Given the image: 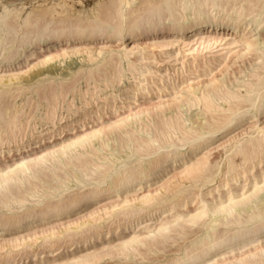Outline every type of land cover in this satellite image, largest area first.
Returning a JSON list of instances; mask_svg holds the SVG:
<instances>
[{
  "label": "bare ground",
  "instance_id": "obj_1",
  "mask_svg": "<svg viewBox=\"0 0 264 264\" xmlns=\"http://www.w3.org/2000/svg\"><path fill=\"white\" fill-rule=\"evenodd\" d=\"M136 1L138 0H113L112 14L110 15L116 24L112 28H109L105 17V20L96 18L93 22L87 20L84 23L75 21L74 24L73 22L68 24L61 21L55 26H53L54 24L51 25V22L39 26L42 16L37 17L32 22L31 14L23 19L16 14L15 9H9L7 6L5 8L8 10L5 11L4 6L1 7L4 9L2 13L0 12V68L15 63L21 57L33 56L34 53L27 52L28 48L40 43L53 47L63 42L68 44L74 41L76 43L82 39L90 40L96 37L109 39L119 36L124 39L125 36H128L130 40H133L144 35L146 38H155L159 34L170 33L177 34L178 38L191 35L193 41L187 45L192 46L190 50L200 46L203 49L197 52L202 54L205 51V55L211 57L201 62L206 70L204 72L210 74V76H208L209 74L205 76L208 79L195 83L193 81L184 86L179 91L180 96L173 98L172 107L176 110L172 112L173 115L169 118L162 115L163 118L157 116L153 119H144V115L141 117L140 112H138V115L134 113L135 115L130 114L126 118L117 120L120 115H115L113 125L88 133L83 130V132H79L83 133L81 136L71 133L72 130H66L68 123L53 124L57 112L63 109L59 105L61 104L59 100L62 99L63 101L67 96V91L73 89L78 75L84 74V83L87 87L90 86V83L96 84V76H98L99 79L103 77L102 80L114 78L117 83H120L119 89L116 86L117 93L123 95L130 93L148 94L150 92L147 91L150 84L148 77L151 79L156 74L149 76L151 69L145 62L149 61V64H153L154 61H145L142 58V51L146 48L152 52L164 50L169 46H176L180 40L171 43L153 41L150 44L149 42L148 44H140L139 41V44L133 43L129 49L124 47L122 50L109 51L106 57H102L98 61L89 56L87 62L91 64L96 62L92 64L94 68L90 67L91 65H89L90 68L87 66L86 69L81 66L72 71L68 67L66 70L63 68L64 73L62 68H59L61 65L43 68L51 62H56V59L63 58L64 60L80 53V49L76 51V48L74 50L72 48L71 50L65 44L63 47L47 53V57L36 63L30 69L36 70L32 75H27V72L20 73V71H1L0 100L3 101L0 103V207H3L4 211L6 208L7 212H12V214L7 213V216L2 215V217L0 214V232H4L5 228L21 229V227L34 223L48 225L51 220L66 216L82 205L94 202L98 204L100 199L112 196L115 197V201L108 204L104 203V206L93 209L81 220L79 219L80 221L87 219L90 221L76 225L75 228L69 227L77 224L78 220L64 223L59 221L60 224L57 223L49 228L40 229L38 233L33 232L31 235L10 240L8 243L10 245L18 243L19 245L15 247L19 248L21 245L24 250L27 247V243H24L26 240L38 238L39 235L43 236V234H49L45 240V247L47 248H52V243L55 241L56 244L63 243L64 238H77L88 243L87 241L90 239L92 242L96 238H102V230L108 229L111 222L118 224V228L123 234L135 223L137 228L144 226V223L140 222H143L141 220L148 214L150 218L152 217L151 223L153 222L151 225L153 229L149 231L151 234L137 236L134 232L127 241L116 248L115 253L108 251L105 256H119L123 259L142 257L143 253H153V250L160 247L163 249L166 245L175 243L177 240L188 239L186 238L188 235L200 234L196 240L190 243V248L184 249L185 251L178 254L177 258H173L169 264H179L183 260L191 262L192 260H206L208 258H211L214 264H252L253 256L259 259L261 249H264V241L253 239V234L258 232V228L253 229V234L249 233L252 217L259 216V211H253L249 205L254 204L257 210L260 208L258 203L261 195L259 186L264 185V171H262L264 157L260 154L261 137L256 126L258 120L253 125L255 131L252 136L238 146L230 150L227 149L226 153H231L234 158L230 160L227 158L225 172L220 164L214 167L210 166L208 158L215 151L209 147L212 142L219 139L218 134H222L223 131L229 130L232 125H237V123L240 125L242 122L240 118L233 119L236 112L244 106L251 107V103H238L237 98L244 97L245 101L250 100L252 103H256L260 98L262 78H264V63L260 62L261 57L257 45L264 41V28L260 27L257 17L260 14L261 0H143L140 3L144 7H141L143 9H140L142 12L139 14L136 11L137 15L132 10ZM185 4H194L197 7L194 10H186L183 7ZM199 5H207V7H199ZM106 8L107 11L108 5ZM44 12L46 11H42L43 15ZM108 17L110 18V16H106L107 19ZM162 20L163 23H161ZM8 40H10L9 43H7ZM6 43L11 44L6 47ZM108 48L106 47V49ZM92 52L94 50L87 53L91 55ZM94 53L101 57L104 51L101 47L100 49L97 48ZM189 55L195 54L193 52ZM232 55L238 60L250 58L251 60H249L253 62V64L251 62L250 72H245L247 74L243 76L244 80L233 82V85L236 84L235 86L232 85V81L229 83L226 80L224 73L221 78H219L220 75L213 74L216 68L223 69L225 67L226 69L228 59ZM223 64L225 65L221 68ZM214 66L215 68L211 69ZM59 71L62 74H58ZM126 73H130V77ZM226 73L228 72L226 71ZM64 74L66 75L63 76ZM26 75L27 77H25ZM68 77L70 78L68 79ZM162 80L159 82L163 83ZM74 82L75 84H73ZM159 82L157 81L158 84H161ZM70 83L72 87L68 86ZM108 83V85H104L105 87L103 86V90L99 89L100 92H104L101 93L102 95L99 93L100 96L98 95L96 99L91 96L90 100H84L83 104L88 110L83 111L81 109L84 113L76 119L77 121H72L74 123L73 129L79 125L86 126L85 123L89 122L88 120L95 121L97 119L98 122L99 119L105 117L102 115L105 108L113 109L118 94L108 91L109 85H111L110 82ZM96 88L95 86L94 90L98 89ZM22 89L32 90V92L44 96L46 113L44 115L42 113V116L47 121V125L53 124L52 128H43L44 130L39 131L36 125L30 123L32 117H30V122L28 121L29 113L27 114L26 111L27 117H25L23 107L14 104L16 103L14 96L17 94L15 92ZM74 91L75 89H73ZM161 91L165 92L167 89L163 86ZM197 92L200 93L199 96L196 95ZM14 93L15 95H13ZM7 96L11 98L10 101L14 98V102L11 101L13 104H8ZM4 98L8 103L4 102ZM190 98L195 103L190 102ZM90 105H94V107L91 108ZM74 106L67 104L65 109L69 112L74 109L72 108ZM195 106L203 109L201 113L204 119L202 117L201 122L189 114L191 107ZM147 111L144 113L147 114ZM100 113V117L96 116ZM112 113L117 114V109H113ZM62 119L65 118L62 117ZM91 123L95 122L92 121ZM5 130H7V135L4 134ZM57 131H61V135L62 133L66 134L63 135L64 137L60 136L62 138H55L60 135ZM178 135L180 138L177 137ZM169 136L175 137V141L171 139L168 142L175 143L176 147L171 152H158L153 141L165 140ZM53 137L55 139L49 141ZM67 137L73 139L64 142L63 140ZM60 141L62 143L59 146L53 145ZM38 144L39 146L36 147ZM49 145L53 146L49 147ZM43 147L45 149L41 151ZM202 149L204 153L201 157L196 158L194 163L185 166L179 172V176L187 185L182 186L179 182L173 187L169 186L166 191L164 198L170 197L171 200H175V203L168 209L165 207L167 211L161 210L159 212L162 207L159 208L158 206L164 202V198L152 197L153 192L148 190L145 185L156 179L158 170L162 165L164 168L165 163L170 160L172 163L184 161L189 153L192 154ZM253 150H255V154H253ZM136 156L135 161L137 163L135 165L130 166L127 163V166H122L121 162H128L129 159ZM15 158L17 159L14 160ZM146 161L147 163H145ZM254 161H258V164H254ZM17 165L22 166L17 167ZM250 165L252 167L249 168ZM9 168H12L13 171H9ZM249 180L252 182L251 190L245 191L244 185ZM70 183L75 185L70 186ZM135 185L140 187L137 188V192H127L129 188ZM73 187H81L82 190L86 188L87 190L79 189L78 192L74 193ZM204 188L207 189L204 191ZM254 188L257 189V192L252 195ZM143 189H147V192L142 191ZM190 190L191 192L195 190V195L192 196L193 200L183 199L185 193L191 194L188 192ZM180 199L184 202L182 203ZM179 200L182 205H178L180 204ZM12 205L17 208H14L15 206L12 208ZM209 210L218 211L219 214L216 216L209 215ZM159 221L160 223H158ZM120 223H124L123 228L120 227ZM169 225L171 227L167 232L159 231L162 226ZM148 226L140 228L144 230ZM110 227L107 233L105 232L108 236L112 230ZM57 228L58 231L60 228L62 230L68 228V230L56 233ZM87 237L90 239L88 240ZM52 251L47 253L45 259L51 261L56 259L57 256H53ZM36 256L39 258L37 262L39 263L42 259L38 255ZM36 256L35 258H37ZM99 258L100 256L89 255L86 258L80 257L64 264H95Z\"/></svg>",
  "mask_w": 264,
  "mask_h": 264
},
{
  "label": "rangeland",
  "instance_id": "obj_2",
  "mask_svg": "<svg viewBox=\"0 0 264 264\" xmlns=\"http://www.w3.org/2000/svg\"><path fill=\"white\" fill-rule=\"evenodd\" d=\"M154 1H158V0H154ZM140 2L142 3L143 0L136 1L135 4L132 6V10L134 11V13L136 15H137V12H138V14L140 12H142V10H140V9H143L141 7H144V5L143 4L141 5ZM106 5H108V8H109L107 11H106V9H107ZM112 5H113V0H0V12L2 13L3 9L8 6L7 8H9V9H15L16 14L23 19L27 15L31 14L32 15V22H34L37 17L42 16V17H40V20L41 19L42 20L39 22V24H38L39 26L47 24L49 22H51V25L54 24L53 26H55L56 24H58L61 21H64L65 23H68V24H69V22H70V24H72V22H73V24H74L76 22L84 23L87 20H89V21L91 20V22H93V21H95L96 18H100V19L103 18V20L106 19L105 21H108L107 23L109 24V28H112L115 26L114 24H116V22L113 20V17L110 15V14H112V12H111ZM3 6H4V8H1ZM42 11H46V12H44V15H43ZM63 13H65V14H63ZM60 14H61V17H60ZM106 16H110V18L108 17V19H107ZM104 17H105V19H104ZM66 18H68V19H66ZM112 21H114V22H112ZM159 35L155 38H152V37L146 38L144 35V36L135 38L133 40H130L128 36H125L124 39H121L119 36L112 37L109 39H104L103 37H101V38L96 37V38H93L90 40L82 39V40L77 41L76 43L74 41H71L68 44L63 42L61 44H57L58 46L54 45L53 47L42 45L40 43L39 45L36 44L35 46H32L31 48L29 47L30 49L28 48L27 52H29L30 54L34 53L33 56H31L29 58L27 57L28 59L25 57H21L15 63H13L9 66H6L4 68H0V72L1 71H5V72L6 71H12V72H19L20 71V73H26L27 72V75H32L36 70L35 69L30 70V69H32V67L35 66L36 63H38L39 61H42L43 58L47 57L48 56L47 53L53 52V51L63 47V45H65V44H66L65 46L69 47L71 50H72V48H73V50L76 48L75 49L76 51H78L77 49H80L79 50L80 53L74 54L75 56L72 55V56H70V58H66L64 60H63V58H61L60 59L61 61L59 59H56L55 60L56 62L53 61L54 63L51 62L50 64L45 65L43 68H48L49 66H52V65L53 66L56 65L57 67H59L61 65V67H59V68L60 69L62 68L61 70H63V73L65 72V70L68 67L71 68L72 71H74L75 69H77L81 66L84 69H86L87 66L89 67V65H91L90 67L94 68V65H92V64H95L96 62H93L92 64L90 62L88 63L87 61L89 59V56H92L93 58L97 59V61H98V60H100V58L106 57L107 52L117 51L120 49L122 50V48H124V47H127V49H129V48H131V45L133 43L139 44L141 42L140 44H148V42H149V44H150L153 41L154 42H160V43H164V42L171 43L172 41L177 42L180 40L179 44L177 43L176 46L172 45V46H169L168 48H165L164 50L162 49V50H157L156 52L155 51L152 52V51H150V49L146 48V50L142 51L143 52L142 58H144L145 61L146 60H153L154 61V62L152 61L153 64L152 63L149 64V61L145 62V63H148V65H149L148 67L151 69V74L149 76H153L154 74H156L151 79H150V77H148V79H149L148 81H150V84H149L148 89H147L148 92L150 91L148 94L142 93V94L137 95L134 93H130L128 95H123L119 92L117 93L119 87L121 86L120 83H117L114 78H111L112 80H109V79L108 80L107 79L102 80L104 78L102 77V79H99L100 77H98V76H96L97 83L96 84L93 83V85H92V83H90V86L87 87L86 83H84L85 82L84 81L85 78H83V77H85L84 74H80V75H78L80 78L78 76H77L78 78L76 77L77 78V80L75 81L76 84H75V82L73 83V84H75L74 85L75 88L73 87V89H75V91L73 92V89H70L71 92H70V90H68L66 93L67 96L65 97L66 99L65 98H64L65 100L63 99L64 102L62 101V99L59 100L60 101L59 103H61L59 105H60V107L62 106L61 108H63V109H62V111L60 110L61 112L60 111L57 112L59 115L57 114V117L55 119L56 123L54 121L53 124L68 123V126H67L68 129L66 128V130H72L71 133H73V134L76 133L78 136H81L83 133L81 134L79 132H81V131L83 132V130L86 131L85 133H88L91 131H95L96 129L98 130L100 128H106L110 125H113L115 122L114 117H116L118 115H120V116L118 117L117 120L126 118V117L130 116V114L135 115L134 113H136V115H138L139 114L138 112H140L139 115H141V117H143L142 115H144V117H143L144 119L145 118H152L153 119V118H156L157 116H159L160 118H163V116H165L166 118L167 117L169 118L170 116L173 115L172 112H174L176 110V108L172 107V103H173V98L175 99V97L180 96L181 93H179V91L184 86L188 85V83L190 84L193 81H194V83L197 81H206L208 79V78H205V76L208 75L209 72H204L206 70L204 69L205 67H203L201 62L204 60L206 61V59L208 57H211V56L205 55V53H204L205 51H203V53H204V54L202 53L203 55L201 54V52H197L198 50L202 51L203 48L200 46H196L194 48V50H190V48L192 46H187V45H189V43H191L193 41V38L191 35L181 36L180 38H178L177 34H173V33L160 35V36ZM7 38H8V36H7ZM9 42H10V40L7 41V43H9ZM7 43H6V47H9L11 43L10 44H7ZM41 46H43V47H41ZM101 47L104 51V54L100 57V56H97V53H94V52L97 50V48L100 49ZM106 47L107 48L109 47V48L106 49ZM33 48H35V49H33ZM50 50H52V51H50ZM93 50H94V52H92L91 55L87 53V52L93 51ZM193 52L195 55H189V54H192ZM205 56H206V58H205ZM36 58H37V60H36ZM249 59L250 58H247L245 60H238L236 57H234V55H232V57L230 56V58L228 59V62H227L228 65H227L226 69L224 67L225 64H223L221 68H223V67L224 68L223 69H220V68L217 69L216 68V71H214L213 74L216 76L220 75L219 78H221V75H223V73H224L226 80L229 81V83H231V81H232V85H233V82H241L242 80H244L243 76L245 74H247L248 72H250V70H251L253 62L250 61L251 59L250 60ZM251 62H252V64H251ZM182 64H183V67H182ZM12 65H14V66H12ZM6 68H7V70H6ZM63 68H65V70ZM214 68H215V66L212 67L211 69H214ZM29 70H30V72H28ZM226 71L228 73H226ZM245 72H247V73H245ZM59 73L62 74V72H60V71L58 72V74ZM239 73H241V74H239ZM126 74L128 77H130L129 76L130 73L129 74L126 73ZM27 75L25 77H27ZM65 75L66 74H64L63 76H65ZM208 76H210V74ZM69 78L70 77H68V79ZM153 78H154V80H153ZM106 80H107V82H106ZM160 80H162V82L163 81L164 82L161 83V82H159ZM103 81L106 83L104 84ZM112 81H114V82H112ZM157 81L161 84H158ZM108 82H110V84L115 87L114 88L111 85H109L110 87L108 88V91L110 90L112 93H114L116 95L118 94L117 96H118L119 100L116 99L117 101L115 100V104L113 106V109H117V114L112 113L113 109L105 108V110H103L104 112L102 114L103 116L105 115V117L99 119L98 120L99 123L97 122V119H95V121L94 120H88L89 122L85 123L86 126L79 125L77 128L73 129L74 123L72 121H74V120L77 121L76 119H78L80 116L83 115V113H84L83 111L88 110L87 108H85V106L83 104L84 100H90L91 96H93V98L96 99L98 97L99 93H100V95H102L104 92H100L99 89L103 90V86L104 85L106 86V84L108 85L109 84ZM71 85L72 84L70 83V85H68V86L72 87ZM94 85L98 88V89L96 88L97 90H94L95 89ZM235 85L236 84L234 83L233 86H235ZM116 86L118 87V89ZM163 86H164V88L167 89V91H165V92L161 91ZM160 87H161V89H160ZM158 89H159V91H158ZM91 90L93 91L95 96L97 94L96 97L94 96L93 93H91L92 92ZM240 90H242V89H240ZM97 91H99V92H97ZM15 93H17V94L15 95ZM15 93L13 94V95H15L14 98L16 97L15 98L16 103H14V104H17V105L23 107V111L25 110L24 111L25 113L23 112L25 114V117H27L26 111H27V114L29 113L28 121L30 122V117H32L31 122H30L32 125H36L37 126L36 128L37 129L39 128L38 129L39 131L47 129L48 127L52 128L51 126H53V124L47 125V121L45 120L44 116H42V113H43V115L46 113V110H44L45 109L44 106H46V102H45V100H43L44 96H42L40 93L38 94V93L32 92V90L26 91L25 89L19 90ZM81 93H83V94H81ZM87 93H88V95H87ZM80 95H81V97H80ZM174 95H176V96H174ZM17 96H18V98H17ZM182 96L185 97L184 94H182ZM7 97H8L7 101L9 103L6 102V100H5ZM7 97L4 98V102L8 103V104H13L14 98H12L13 100H11L13 102H11L9 100L11 98H9V96H7ZM39 98H41L42 100H40ZM24 100L25 101L28 100V101L25 102ZM0 101H1L0 103H2L3 100H0ZM71 101H72V103H71ZM81 101H82V103H81ZM66 103L71 104L73 106L75 105L74 107H72L74 109H71V111H69L70 113L67 112L65 109L66 105H67ZM23 105H25V106H23ZM64 105H65V107H64ZM90 107L93 108L94 105H90ZM91 108H89V109H91ZM243 108H247V107L244 106ZM64 110H65V112H63ZM129 110L131 113L129 112ZM202 110H203L202 107H198V106L197 107L195 106L193 108L191 107V111L189 112V114L194 116V119H198V121L201 122V118L203 117V119H204V116H202V113H201V112H203ZM80 111H82V112H80ZM146 111H147V114L144 113ZM105 112H107V113H105ZM141 112H142V114H141ZM100 115H101V113L97 114L96 116L100 117ZM62 117L65 119L63 120ZM41 118H44V119H41ZM92 121L95 123H91ZM33 122H34V124H33ZM70 124H72V125H70ZM254 124H255V122L254 123L250 122L249 124H244L243 120H242L240 125H238V123H237V125L234 124V125H232L234 127L231 126L229 128V130H225V131H223L222 134H218L219 139H216L214 142H212V145H210V147H209V149L213 148L212 150H215L211 153V155L208 158V162H209L210 166L214 167L217 164H220V166L222 167V169H224V172H225V168L227 165V161H226L227 158L229 160L234 158V156L231 153H226V152L228 150L234 148L235 146H238L242 142L246 141L248 139V137L252 136L254 134V131H255V128H253ZM81 126H82V128H80ZM260 127H264V125H260ZM57 132L60 135L56 136L55 138H62L66 134V133H62V135H61V133H60L61 131L60 132L57 131ZM58 133H56V134H58ZM60 136H62V137H60ZM177 137L180 138V135H178ZM55 138L53 137V138H51L52 140H49V141H53ZM71 139H73V138L67 137L63 141L68 142ZM172 140L175 141V137L172 136ZM223 142L225 145L222 144ZM61 143H62L61 141L55 142L53 145L59 146ZM53 145H49V147L53 146ZM38 146H39V144L36 147H38ZM219 146H221V147L219 148ZM44 149H45V147L41 148V151ZM203 153H204L203 149L198 150L195 153H192V154L189 153L191 155L188 154L187 157H185L184 161L172 163V162H170L171 161L170 160L168 162L170 164L165 163L164 165H166V166L164 168L162 165V167H161L162 172H161V168L158 170L159 172L156 170L158 172L156 179H154V181H151L150 183L145 185V187L148 188V190L150 189V191L153 192L151 194V196L154 198L158 197V196L161 198H164V197H166L165 193L169 189V186L173 187L174 185L178 184L179 182L182 186L187 185L185 183V181L183 182L182 178L179 176V172L181 170H183V168L185 166H189L191 163H194L195 159L198 157H201V155ZM122 155H123V153H122ZM16 159L17 158H15L14 160H16ZM136 159H137V156L132 157L131 159L128 160L127 163H129L130 166L133 164L135 165V163H137L135 161ZM146 159H148V158H146ZM145 163H147V161ZM178 163H180V164H178ZM256 163L258 164V161H254V164H256ZM250 167H252V166L250 165L249 168ZM165 168H166V170H165ZM230 177H232V176L230 175ZM179 179H181L182 181ZM242 184H244V183H242ZM74 185L75 184L70 183V186H74ZM244 186H245V191H247V190L250 191L251 186H252V182L249 180L245 183ZM137 188L139 189L140 187L135 185L134 187L129 188L127 190V192H130V193L131 192L132 193L137 192L138 191ZM73 189L74 190H72V191L74 193H76V192H78L79 189H81V187H77V188L73 187ZM206 189L207 188H204V191ZM85 190H87V189L84 188V190H82V191H85ZM142 191L147 192V189H145V190L143 189ZM188 192H190L191 194L187 195L188 193H185V198H183V199H188L191 201V200H193V197L195 195L194 194L195 190H192L193 193L191 192V190ZM155 195H157V196H155ZM190 197H192V198H190ZM115 200H116L115 197L108 196V197H104V198L100 199L98 204L96 202H94V203H89V204L84 205V206L82 205L79 208H76L73 212H71L72 214L71 213L68 214L69 216L66 215V216H61L62 218L60 217L57 219H53L50 221L51 223L50 222L48 223V225L42 224V223H41L42 225H40V223L39 224L34 223L35 225L32 224L33 226L28 225L25 227H21V229L20 228L19 229L18 228H12V229L5 228L4 232H2V231H1L2 233L0 232V240H2V241H0V264H64V263H69L73 259H77L80 257L86 258L89 255L90 256L95 255L97 257L100 256L99 260L95 264H169L170 262H172L173 258H177L179 256L178 254H180V253L182 254L185 251L184 249H188V247L190 248V245H191L190 243H192L193 240H196L197 239L196 237L200 236V234L188 235L186 237L188 239H184V240L181 239V241L177 240L175 243H170V244L166 245L163 249L160 247L156 250H153V253L150 252L151 254L149 252L143 253V255H145V256L142 255V257L137 256L136 258H132V259L131 258L123 259L122 257L120 258L119 256H105V253L108 251L115 253L116 248L121 243L127 241L134 232L137 236H145L146 234L147 235L151 234V232H149V231H151L153 229L151 227L153 222L151 223L150 220L152 219V217L150 218V216L147 214L148 216L147 215L144 216V218L141 220L143 222H140V223H144V226L142 225L140 227L143 228V227H146L150 224L149 225L150 227L148 226L149 229L147 228V229L141 230L140 227L139 228L136 227L137 224L135 223L134 225H132V227L129 230H126L125 233L123 234L122 231L118 228L119 225L118 224L117 225L112 224L113 222H111L108 225V229L111 226L110 230L112 229L113 232L111 230L110 233H112V234H110L108 232L109 233V236H108V234H106L108 229H104V230H102L103 236H102V238L100 237L101 239L96 238V240L90 242L91 239L89 237H87L88 240L90 239L89 241H87L89 244L86 242H85L86 243L85 244L83 242L84 240H79L77 238H72V239L64 238L63 243H61L63 246L60 243L56 244L55 243L56 241H55L54 243H52L53 244L52 248L51 247L47 248V247H45L46 246L45 240L49 234H46V235L43 234V236L39 235L38 238L37 237L35 239L32 238L29 241L26 240L24 242L25 244L27 243V245H26L27 247L24 248L25 251L23 250V247L21 245L19 246V248L15 247V246L19 245L18 243L13 244V245H10V243H8L10 240H14L17 238L20 239L22 236L26 237L27 235H31L33 232L38 233V231L40 229L42 230L43 228H49L51 225H56L57 223L60 224V222L64 223L67 221H72V220L77 221L78 220L77 224L69 227V228H73V227L75 228L76 225H80L84 222L90 221L89 219L84 220V221L83 220L80 221V220L82 217L86 216V214L91 212L93 209L99 208V206L102 207L105 204L111 203ZM180 200H182V199H180ZM180 200H179L180 204H178V205H182V203L184 202L182 200V203H181ZM194 201L196 202V200H194ZM164 202H162L160 204V206H158L159 208L162 207L160 209V211L158 210L159 212H161V210L163 212L167 211V209L175 203V200L173 201V200H171L170 197H168L167 199L164 198ZM14 206L15 205H12L11 207L13 208ZM14 208H17V207L15 206ZM197 208H198V206H197ZM1 209H3V210H1ZM7 213L10 215L12 214V212H7L6 208L4 211V208L0 207L1 217H2V215L7 216ZM158 223H160V221ZM122 225H124V223H120V227H122ZM116 228L119 230L117 231ZM67 230H68V228H66V229L63 228V230H62V228H60L58 231V228H57V231L55 230V232L60 233V232H65ZM71 240H73V241H71ZM95 241H97V242H95ZM4 242H6V243H4ZM80 242H81V244H80ZM20 244H22V243H20ZM42 244H44V245H42ZM64 244H66V245H64ZM28 247H30V248H28ZM64 248H66L68 252ZM231 248H233V247H231ZM52 250H56V251H52ZM51 251L54 254L53 256H57L54 261L45 259V256L47 255V253H51ZM36 255H38L40 257V259H42L41 261H39V263H37L39 258ZM35 256L37 258H35ZM101 258H103V259H101Z\"/></svg>",
  "mask_w": 264,
  "mask_h": 264
},
{
  "label": "snow or ice",
  "instance_id": "obj_3",
  "mask_svg": "<svg viewBox=\"0 0 264 264\" xmlns=\"http://www.w3.org/2000/svg\"><path fill=\"white\" fill-rule=\"evenodd\" d=\"M184 9H195L197 5L194 4H185L183 5ZM199 7H207V5H199ZM8 9L5 8V11ZM194 18V17H193ZM259 25L261 28H264V0H261L260 4V14L257 17ZM163 23V20L161 21ZM251 26V25H249ZM258 53L261 57L260 62L264 63V41H261L257 45ZM261 93L260 98L257 100L256 103H252L250 100L245 101L244 97H238L237 102H247L251 103V107L243 108L241 110H238L234 116V120L236 118H240L243 120L244 124H249L250 122H256L258 120V124L256 125L258 128L259 135L261 137L260 141V154L262 157H264V127H260V125H264V78H262V85H261ZM197 96L200 95L199 92L196 93ZM190 102L195 103L194 100L190 98ZM5 135H7V130H5ZM172 137L169 136L165 140H157L153 141V144L158 152H171L173 148L176 147L175 143H169L168 141L171 140ZM253 154H255V150H253ZM122 166H127V162H121ZM22 165H17V167H21ZM9 171H13L12 168H9ZM262 171H264V168H262ZM259 191L261 193L259 197L258 203L260 204V208L257 210L255 208L254 204H250L249 206L252 207L253 211H259V216H253L252 220L250 222L251 226L249 227V233L253 234V229L258 228V232L253 234V239H260L261 241H264V185L259 186ZM257 192V189L254 188L252 190V195H254ZM247 207V206H246ZM229 212H231V209H229ZM209 215L216 216L218 215V211H212L209 210ZM169 226H162L159 231L161 232H167L169 230ZM179 264H214V262L211 260V258H208L206 260H192L191 262L188 260H183L179 262ZM252 264H264V249H261V255L259 259H257L255 256H253Z\"/></svg>",
  "mask_w": 264,
  "mask_h": 264
}]
</instances>
